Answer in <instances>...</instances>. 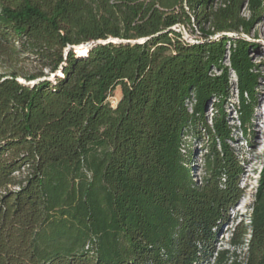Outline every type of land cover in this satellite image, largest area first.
<instances>
[{
    "label": "trees",
    "instance_id": "obj_1",
    "mask_svg": "<svg viewBox=\"0 0 264 264\" xmlns=\"http://www.w3.org/2000/svg\"><path fill=\"white\" fill-rule=\"evenodd\" d=\"M263 3L0 0V264H264V148L249 239L237 227L229 242L244 260L216 249L244 194L229 143L257 107L256 46L240 33ZM109 39L144 42L75 50Z\"/></svg>",
    "mask_w": 264,
    "mask_h": 264
},
{
    "label": "rangeland",
    "instance_id": "obj_2",
    "mask_svg": "<svg viewBox=\"0 0 264 264\" xmlns=\"http://www.w3.org/2000/svg\"><path fill=\"white\" fill-rule=\"evenodd\" d=\"M261 17L257 23L253 25L250 33L248 35L240 33V36L244 38L251 44L256 46V52L250 55V58L254 64H256V69L259 74L257 92V107L254 111L253 123L248 136L244 138L239 131L235 132V141L230 142L229 145L233 148L235 153L244 160V172L240 180V188L243 190V195L235 205V207L230 211L229 220L226 225L221 228V235L217 236L216 249L224 250L230 249L234 251V257L232 260L237 262H242L246 255V247L233 249L230 247L229 242L232 237L233 231L238 227L240 228L238 233H241L242 229H246L245 239H249V218L251 215V208L254 202L256 191L259 186L260 175L263 168V148H264V3L262 5ZM241 16L249 17L248 11L243 8L241 11ZM184 27L181 28L182 34L185 36H196L198 34L197 26L195 28ZM229 37L237 38V34L228 33ZM228 65V63H225ZM17 68H21L25 72H36L37 64L32 60L22 61ZM8 70V66H0V73ZM216 74L215 72H213ZM232 83H235V77L231 76ZM19 81H22L19 79ZM23 82V81H22ZM121 98V89L117 87L113 92L112 96L108 99L113 107L116 106L117 102ZM236 104V92L233 90L231 92L230 98L227 101V113L228 121L230 125L236 127L239 126L237 114L234 109ZM211 110L208 106L206 110V117L208 120L211 117ZM190 152H192L195 174L197 178L199 175V167L202 162V156L205 154V148L202 144L194 142L190 147Z\"/></svg>",
    "mask_w": 264,
    "mask_h": 264
},
{
    "label": "water",
    "instance_id": "obj_3",
    "mask_svg": "<svg viewBox=\"0 0 264 264\" xmlns=\"http://www.w3.org/2000/svg\"><path fill=\"white\" fill-rule=\"evenodd\" d=\"M142 42H144V40H140V41H120V40H116V39H109V40H106L104 42L103 41H97V42H93L91 44H86L84 46H79V47L75 48V50L78 51V49L82 48V47H86V48L94 47V46H96L98 44H107V43L135 44V43H142ZM19 82L20 83H24L22 81H19ZM30 85H32V83Z\"/></svg>",
    "mask_w": 264,
    "mask_h": 264
},
{
    "label": "built area",
    "instance_id": "obj_4",
    "mask_svg": "<svg viewBox=\"0 0 264 264\" xmlns=\"http://www.w3.org/2000/svg\"><path fill=\"white\" fill-rule=\"evenodd\" d=\"M181 28H184V27L180 26V25H175L172 29L181 34L182 39H183L184 42L191 44V43H195V42H197L199 40V38H200V34L199 33L196 36H193V37L186 36V35L184 36L182 34V32H181ZM219 36L220 35L217 34V35L214 36V38H218ZM22 171H24V169H22ZM18 174H19L18 172L15 173V175H18Z\"/></svg>",
    "mask_w": 264,
    "mask_h": 264
},
{
    "label": "bare ground",
    "instance_id": "obj_5",
    "mask_svg": "<svg viewBox=\"0 0 264 264\" xmlns=\"http://www.w3.org/2000/svg\"><path fill=\"white\" fill-rule=\"evenodd\" d=\"M87 51L85 49L79 51L80 56H86Z\"/></svg>",
    "mask_w": 264,
    "mask_h": 264
}]
</instances>
